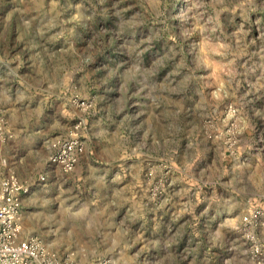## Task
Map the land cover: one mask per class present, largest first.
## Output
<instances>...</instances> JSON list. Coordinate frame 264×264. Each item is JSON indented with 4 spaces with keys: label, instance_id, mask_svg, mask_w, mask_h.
I'll return each instance as SVG.
<instances>
[{
    "label": "rangeland",
    "instance_id": "374dc122",
    "mask_svg": "<svg viewBox=\"0 0 264 264\" xmlns=\"http://www.w3.org/2000/svg\"><path fill=\"white\" fill-rule=\"evenodd\" d=\"M28 264H264V0H0V186Z\"/></svg>",
    "mask_w": 264,
    "mask_h": 264
},
{
    "label": "built area",
    "instance_id": "2783aa9c",
    "mask_svg": "<svg viewBox=\"0 0 264 264\" xmlns=\"http://www.w3.org/2000/svg\"><path fill=\"white\" fill-rule=\"evenodd\" d=\"M23 192L26 188L15 175L8 176L0 186V264H28L46 256L39 240L23 237Z\"/></svg>",
    "mask_w": 264,
    "mask_h": 264
}]
</instances>
